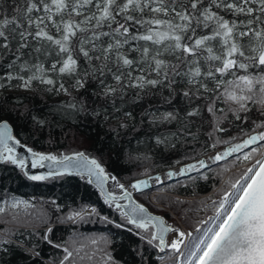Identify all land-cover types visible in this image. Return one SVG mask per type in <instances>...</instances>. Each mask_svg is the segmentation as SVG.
Segmentation results:
<instances>
[{"label":"snow or ice","instance_id":"snow-or-ice-1","mask_svg":"<svg viewBox=\"0 0 264 264\" xmlns=\"http://www.w3.org/2000/svg\"><path fill=\"white\" fill-rule=\"evenodd\" d=\"M8 3L11 18L5 7ZM9 25L14 27L9 29ZM10 35L18 40L8 68L19 71H9L0 79L8 83L19 80L16 87L25 90H31L36 82L46 86L44 91L70 96L62 109L75 111L79 105L86 110L85 101L73 92L92 86L93 95L110 100L120 111L116 100L123 102L132 90V101L141 108V123L155 126L179 120L175 102L180 98L189 105L187 117L206 112L215 131L225 130L219 127L222 121L247 124V138L216 154L213 162L251 148L243 156L249 160L256 151L252 146L264 142V0H0V49L11 51ZM25 55L32 59H23ZM124 115L131 117L132 113ZM37 123L43 125L44 121ZM166 139L157 137V143ZM10 142L25 147L12 136L9 124L0 122V163L26 168L25 159ZM25 151L31 154V167L47 166L50 176L86 175L89 183L95 178L102 192L109 178L97 160L83 152L58 158L31 148ZM206 167L205 161L199 160L182 168L179 175ZM25 175L31 180L46 178ZM167 175L171 179L176 173ZM148 186L147 180L131 185L137 191ZM119 187L123 195L106 194L105 202L115 203L135 228L145 232L149 226L154 228L148 243L159 240L163 251L165 233L177 230L135 204L122 184ZM230 187L232 191L225 192L218 205L213 201L215 220L202 238H196L187 264H264V160H256ZM123 199L129 205L117 203ZM21 204L29 206L14 201L11 207ZM4 211L0 207V214ZM85 214H96V209H72L64 219L82 221ZM51 232L48 227L42 236L49 244H53ZM177 234L170 247L179 253L186 234ZM90 243L94 247L89 260L98 255L97 264H115L106 237L90 238ZM53 247L63 253L57 264H78L77 258L84 259V245L77 238Z\"/></svg>","mask_w":264,"mask_h":264},{"label":"trees","instance_id":"trees-1","mask_svg":"<svg viewBox=\"0 0 264 264\" xmlns=\"http://www.w3.org/2000/svg\"><path fill=\"white\" fill-rule=\"evenodd\" d=\"M5 7L11 18L10 3ZM11 27L14 25H9V29ZM17 40L10 35L11 51L0 49V78L9 71H19L16 67L8 68L14 58L12 53L15 52ZM23 59L32 58L25 55ZM6 83V79H0V84L4 85L0 87V122L10 123L17 140L42 154L57 156L59 153L71 155L83 152L96 159L122 185L195 163L246 139L244 132L249 131L247 124L238 121H222L219 127L225 130L215 131L208 113L187 117L185 113L189 105L180 98L175 102V107L180 109V119L153 126L147 122L141 123V108L133 103L132 90L128 91L123 102L116 100V106L120 108L117 111L110 100L93 95V88L89 86L78 93L73 92V96L85 101L86 110H81L77 105L73 111L61 108L62 104L71 100L70 96L44 91V85L34 82L31 90L23 92L21 87H16L20 84L19 80ZM125 112H131L132 116H125ZM37 120L44 121L43 125L38 124ZM157 137L167 139L157 143ZM213 144L216 146L212 147ZM223 164L216 169L223 167ZM222 178L223 175L217 172L205 171L143 190L135 196L151 212L161 214L170 221V215L151 204L150 199L172 210L191 232L200 227L201 231L189 240L178 260V253L173 250L167 248L161 251L158 240L148 243L154 228L150 226L145 232L128 224L127 218L106 203L85 179L63 175L30 180L19 167L0 163V207L5 208L0 214V241H8L6 244L0 243V264H57L63 253L53 244H63L73 238L84 245L81 252L84 259L77 258L78 264H97L98 255L92 260L88 259L94 247L90 238L99 239L101 236L107 238V250L115 264H183L188 260V252L197 242L196 238H202L204 234L205 226H200L198 211L205 208L206 216H212L208 200L197 199L207 196L214 199L221 195L222 190L216 195L213 192L221 184ZM14 201H24L29 206L21 204L13 208L11 204ZM57 205L60 206L59 211ZM216 205L213 204L214 207ZM82 206L95 208L96 214H85L84 220L78 219L76 222L64 219L70 210ZM48 227L52 228L49 239L53 244L42 239Z\"/></svg>","mask_w":264,"mask_h":264},{"label":"rangeland","instance_id":"rangeland-1","mask_svg":"<svg viewBox=\"0 0 264 264\" xmlns=\"http://www.w3.org/2000/svg\"><path fill=\"white\" fill-rule=\"evenodd\" d=\"M6 84H8V83H6ZM23 89V88H22ZM29 90H25V89H23V92H28ZM66 96V95H65ZM240 142H242V141H239V142H236V143H240ZM236 143H234V144H236ZM234 144H232V145H229V147H231V146H233ZM252 148H255L256 149V151L255 152H253L252 154H251V158L249 159V160H244L243 159V156L246 154V153H249V152H251V149L250 148H246V149H243V151H241V152H238V153H234V157L232 158V159H224L223 160V162L221 163V164H219V165H217V166H213L212 168H210V169H208V170H205V171H210V172H217L218 173V175H223V180H222V182H221V184L214 190V195H216L217 193H219L221 190V195H219L218 197H216V198H214V199H212V197L213 196H207V197H202V198H198L197 200L198 201H201V200H203V199H207L208 200V205H211L210 206V211L212 212V216L210 217V218H212L211 220L206 216V210H205V208H201L199 211H198V215L200 216V221H201V225L200 226H205L204 228H203V233L205 234L206 233V230L212 225V223H213V221L215 220V216H216V207H214L213 206V201H216V203H219L220 202V200L222 199V196H223V194L225 193V192H230V191H232V189H231V187H230V185L232 184V183H235L245 172H246V170L249 168V167H252L254 164H255V162H256V160H258V159H262V160H264V143H261V144H258V145H253V147ZM225 149V148H224ZM224 149H222V150H220V151H218V152H216V153H222V152H224ZM216 153H214V154H212V155H209V156H207L206 158L208 159V158H210V157H213V156H215L216 155ZM61 153H59L57 156H59V157H61V156H63L62 154L60 155ZM225 161H227L225 164H223ZM195 163H197V162H195ZM214 162H213V160L210 162V164H213ZM191 164H193V163H191ZM223 164V167H221V168H217L216 169V167H218V166H220V165H222ZM189 165V164H188ZM179 169V168H178ZM203 169V168H202ZM202 169H199V171H196L197 173L195 174V175H192V176H196V175H198V174H201V173H203V172H205V171H201ZM214 169H216V170H214ZM212 170H214V171H212ZM193 173H195V172H193ZM193 173H187V174H189V175H191V174H193ZM232 173L233 174H235V175H233V176H230V175H232ZM164 175L162 176V179H160L159 181H157L156 179H154V183H153V185L155 186V187H158V184H159V182H161V180H163V182H168L169 181V177H168V175H166L165 173H163ZM177 176H180V175H177ZM166 178V179H165ZM156 181V182H155ZM119 183V182H118ZM120 184V183H119ZM168 184V183H167ZM121 185V184H120ZM124 185H128V184H124ZM165 185V184H164ZM163 186V185H162ZM125 187V186H124ZM126 187H129V186H126ZM154 187V188H155ZM131 188V187H130ZM129 192H131V191H134V189L133 188H131L130 190H129V188L127 189ZM126 190V191H127ZM161 194H164L163 192H161ZM166 194V193H165ZM164 194V195H165ZM166 195H171V194H166ZM121 196V195H120ZM150 203L151 204H153L155 207H158L159 209H162V210H164L167 214H169L170 215V217H171V220L172 221H170V220H168L167 218H166V221H167V223H168V225L171 227V228H174V229H176L177 231H173L172 232V234L169 236V238H168V241H167V248L168 249H171V247H170V245H171V243L174 241V240H176L177 238H178V232H184L186 235H185V238H184V241H183V243L181 244V250H180V252L178 253V252H176V253H178V255H177V259L179 260V259H181V257H182V253H183V251H184V249H185V247H186V245H187V243L189 242V240L191 239L192 240V237L194 236V235H196L197 234V231L195 230L194 232H191V231H189L188 229H186V227L184 226V224H183V220H182V218H180L175 212H173L172 210H170V209H168V208H165V207H163V206H161V205H159V204H157L156 203V201L155 200H153V199H150ZM110 205V204H109ZM111 206V205H110ZM112 207V206H111ZM114 208V207H113ZM115 210H117V211H119V209H117V208H114ZM120 212V211H119ZM155 214V213H154ZM158 215H161V214H158ZM162 216V215H161ZM205 221H208V223H204ZM200 228V227H199ZM188 233H191L192 235L191 236H188L187 234ZM203 234V235H204ZM203 237V236H202ZM166 248V249H167ZM172 250V249H171ZM174 251V250H173ZM175 252V251H174ZM191 257H189L188 258V260L190 259ZM187 260V261H188ZM187 261L185 262V263H183V264H187ZM180 264H182V263H180Z\"/></svg>","mask_w":264,"mask_h":264},{"label":"water","instance_id":"water-1","mask_svg":"<svg viewBox=\"0 0 264 264\" xmlns=\"http://www.w3.org/2000/svg\"><path fill=\"white\" fill-rule=\"evenodd\" d=\"M2 122H7V123L9 124L10 130H11V134H12V136L16 139V137H15V133H14V129H13V127L10 125V123H9L8 121H2ZM16 140H17V139H16ZM262 143H264V142H262ZM20 144H21V145H24V144L21 143V142H20ZM10 146L15 147L18 156H20V157H22V158L25 159V162H26L27 167L24 168V169H22V170L24 171V173L27 172L29 176H30V175H38V176H45L46 178L55 177V176H63V175H51V176L48 175L50 169H49L47 166H45V167H36V168H32V167H31V154L28 153L27 151H25V148H28L27 146L24 145L25 147H20V146H18V145L11 144V142H10ZM228 147H229V146H228ZM228 147H226V148H228ZM252 147H253V146H252ZM226 148H225V149H226ZM225 149H224V151H225ZM250 149H251V148H250ZM33 151L39 153L38 151H35V150H33ZM41 154H42V153H41ZM216 154H218V153H216ZM46 155H48V154H46ZM88 157H89V156H88ZM233 157H234V154H233L232 156H229L227 159H232ZM58 158H62V157H58ZM89 158H90V157H89ZM90 159H91V158H90ZM200 160L205 161V163L208 165V167L203 168L201 171L208 170V169L212 168L213 166H217V165H219V164H221V163L223 162V160H221V161H218V162H214L213 164H208V163L206 162V160H207L206 157H205V158H202V159H200ZM97 162H98V161H97ZM45 163H46V165H47L48 162H45ZM1 164H3V163H1ZM15 166H16V165H15ZM101 167H102V166H101ZM184 167H185V166H181L179 169L181 170V169L184 168ZM20 169H21V168H20ZM103 169H104V168H103ZM104 171H105V170H104ZM169 172H173V170H169V171L165 172V174L167 175ZM196 173H197V172H195V173H193V174H191V175H189V174H185V175H180V176H173L171 179H169V181H168L167 183H173V182H175V181H177V180L186 179V178H188V177H190V176H192V175H195ZM105 174H106L109 178H108V180L106 181V183L103 185V192H102L101 188H100V187L97 185V183L95 182V178H93V182H92V183H89L90 185H92V186L98 191V193L101 195V197L103 198L104 201H105V199H106V194L114 195V193L110 192V188H109V184H110V181H111L112 174L107 173L106 171H105ZM64 175H68V176H77V177H80V178H82V179H85L86 181H88V179H89L86 175H75V174H73V175L64 174ZM162 175H163V173H159V174H156V175L153 176V177L145 178V179H143V180H147V181H148V184H149L148 187H146V188H142V189L139 190V191H137L136 189L133 188V189H134L133 192H129V191H127V192L130 193V195H131V199H132V201L135 202V204L140 205V206L146 208L147 211H148V213H149L150 215H152V216H154V217H160V218H163V220H164V222H165V226L171 228V227L168 225V223H167V221H166V218H165L164 216H161V215H158V214H154L153 212L150 211V209H149L148 207H146L145 205L140 204V203L135 199V196H136L137 194L141 193L143 190H151V189H153L155 186L151 183V179H152V178L155 179V177H159V178L161 179V178H162ZM27 177H28V176H27ZM30 180H31V179H30ZM136 182H138V181H134V182H132L131 184L123 185V186H130V187H131V185L134 184V183H136ZM167 183L161 181V182H159L158 186H162V185L167 184ZM131 188H132V187H131ZM122 195H123V193L121 194V196H122ZM120 201H121V203H120L121 206L129 205V201L126 200V199H123V200H120ZM119 211H120V210H119ZM154 231H155V229H154ZM172 232H173V231H172ZM172 232H167V233H165V235H164V239H165L164 250L167 248V241H168L169 236L172 234ZM158 241H159V240H158Z\"/></svg>","mask_w":264,"mask_h":264},{"label":"bare ground","instance_id":"bare-ground-1","mask_svg":"<svg viewBox=\"0 0 264 264\" xmlns=\"http://www.w3.org/2000/svg\"><path fill=\"white\" fill-rule=\"evenodd\" d=\"M61 155V154H60ZM214 157V156H213ZM212 161V157H210V158H208L207 160H206V162L208 163V164H210V162ZM99 163V162H98ZM186 167V166H185ZM179 172H180V169H176V170H173V173H176V175H174V176H177V175H179ZM193 172H196V171H192V172H189V173H193ZM164 175V174H163ZM162 175V176H163ZM113 177V176H112ZM112 177H111V181H110V184H109V188H110V192H112V193H114V195L115 196H117V197H120V195L123 193V191L120 189V187H119V183H118V181L115 179V180H113L112 179ZM162 179V178H161ZM166 179V178H165ZM161 181H163V180H161ZM156 182V181H155ZM151 183L153 184L154 183V178H152L151 179ZM129 188V190L131 189L130 188V186L129 187H124V191H126L127 189ZM128 191V190H127ZM131 192H133V191H131ZM117 203H121V201L120 200H118L117 201ZM112 207H114V208H116V206H115V203H112V204H110Z\"/></svg>","mask_w":264,"mask_h":264}]
</instances>
